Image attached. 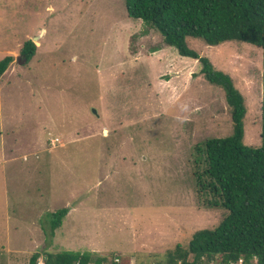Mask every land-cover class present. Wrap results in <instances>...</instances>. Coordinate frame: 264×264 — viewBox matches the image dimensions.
<instances>
[{"label": "rangeland", "instance_id": "1", "mask_svg": "<svg viewBox=\"0 0 264 264\" xmlns=\"http://www.w3.org/2000/svg\"><path fill=\"white\" fill-rule=\"evenodd\" d=\"M27 39L37 45L26 62ZM186 41L231 77L246 107L242 141L260 146L264 49ZM7 54L0 264L65 250L165 264L175 244L226 215L197 184L205 160L196 149L232 133L225 92L124 0H0V59ZM66 207L51 235L48 213Z\"/></svg>", "mask_w": 264, "mask_h": 264}, {"label": "trees", "instance_id": "2", "mask_svg": "<svg viewBox=\"0 0 264 264\" xmlns=\"http://www.w3.org/2000/svg\"><path fill=\"white\" fill-rule=\"evenodd\" d=\"M130 17L141 19L163 36L180 55L198 59L201 72L212 84L219 85L231 112L232 133L210 137L202 147L205 168L198 174L200 189L212 194L213 206L226 209V215L214 228H202L191 235L186 246L175 244L166 254L165 264H204L219 255L224 263L264 264V94L261 103V145L243 143L246 107L243 95L231 77L216 70L210 60L199 56L187 45L186 37H199L209 45L242 41L264 49V0H124ZM34 41L27 39L19 49L27 62L36 52ZM13 56L0 59V77ZM208 179V181L205 179ZM68 208L48 213L51 235L61 225ZM192 255V259H189ZM40 252L27 264H37ZM61 251L47 253L44 264H101L106 257ZM124 260V259H123ZM121 259L120 263L123 261ZM127 261V260H126ZM112 262V264H120ZM129 263V262H128Z\"/></svg>", "mask_w": 264, "mask_h": 264}, {"label": "built area", "instance_id": "3", "mask_svg": "<svg viewBox=\"0 0 264 264\" xmlns=\"http://www.w3.org/2000/svg\"><path fill=\"white\" fill-rule=\"evenodd\" d=\"M52 141H51V143H55V142H57V141H59V139L58 138H54V139H51ZM40 259V260H39ZM39 261V262H38ZM120 261V258L119 257H115V258H113L112 259V262H119ZM212 262V261H211ZM204 263V264H212V263ZM45 262H44V257H41V256H39V258H38V260H37V264H44ZM102 264H108L107 262H103ZM130 264H134V263H130ZM218 264H227V263H224V262H219ZM228 264H242V259H239L237 262H230V263H228Z\"/></svg>", "mask_w": 264, "mask_h": 264}, {"label": "crops", "instance_id": "4", "mask_svg": "<svg viewBox=\"0 0 264 264\" xmlns=\"http://www.w3.org/2000/svg\"><path fill=\"white\" fill-rule=\"evenodd\" d=\"M68 213H69V212H68ZM68 213H67V214H68ZM93 248H95V247H93ZM95 249H96V248H95ZM97 250H98V249H97ZM96 252H99V250H98V251H96Z\"/></svg>", "mask_w": 264, "mask_h": 264}, {"label": "clouds", "instance_id": "5", "mask_svg": "<svg viewBox=\"0 0 264 264\" xmlns=\"http://www.w3.org/2000/svg\"><path fill=\"white\" fill-rule=\"evenodd\" d=\"M130 263H132V262H130ZM130 263H129V264H130Z\"/></svg>", "mask_w": 264, "mask_h": 264}, {"label": "water", "instance_id": "6", "mask_svg": "<svg viewBox=\"0 0 264 264\" xmlns=\"http://www.w3.org/2000/svg\"><path fill=\"white\" fill-rule=\"evenodd\" d=\"M34 39H36V38H34Z\"/></svg>", "mask_w": 264, "mask_h": 264}]
</instances>
